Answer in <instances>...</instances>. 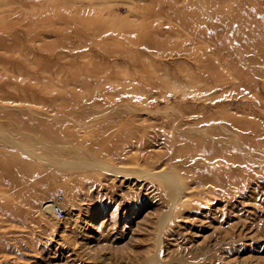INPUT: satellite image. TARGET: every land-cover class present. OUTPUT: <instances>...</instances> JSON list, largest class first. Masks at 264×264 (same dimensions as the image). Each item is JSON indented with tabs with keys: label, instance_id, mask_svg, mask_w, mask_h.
Instances as JSON below:
<instances>
[{
	"label": "rangeland",
	"instance_id": "1",
	"mask_svg": "<svg viewBox=\"0 0 264 264\" xmlns=\"http://www.w3.org/2000/svg\"><path fill=\"white\" fill-rule=\"evenodd\" d=\"M0 264H264V0H0Z\"/></svg>",
	"mask_w": 264,
	"mask_h": 264
},
{
	"label": "bare ground",
	"instance_id": "2",
	"mask_svg": "<svg viewBox=\"0 0 264 264\" xmlns=\"http://www.w3.org/2000/svg\"><path fill=\"white\" fill-rule=\"evenodd\" d=\"M7 144H6V146L7 147H9V148H18L19 146L14 142V140H12V139H9V141L8 142H6ZM20 149L26 154V155H28V156H30V157H35V158H37V159H39V160H43L44 162H45V164H48V163H52L49 159V157L51 156L49 153H47V151H46V153L44 154V155H39V154H36V153H34V151H31V149H28L27 147H20ZM80 161H82V164L81 165H79V164H74V163H71L70 165L69 164H64L65 166H71V167H74V166H76V165H78V166H84V167H86V169H88V167H89V169H92V168H98L99 167V164H97L96 163V161L95 160H91V161H89V162H86V161H84V160H80ZM104 169V168H103ZM107 169H109V168H107ZM122 170V169H121ZM124 170V169H123ZM109 172H114L115 174H119L118 172H117V170H108ZM154 173V172H153ZM123 173H120L119 175H122ZM167 173H155L154 175L156 176V177H159V178H161V179H163L167 184H168V179H167V175H166ZM166 175V176H165ZM153 178V177H152ZM55 203V202H54ZM54 203H51V202H49V203H47L46 204V206H45V208H44V211L45 212H53L52 211V209H53V206H54ZM173 208V207H172ZM167 216V215H166ZM168 220V219H167Z\"/></svg>",
	"mask_w": 264,
	"mask_h": 264
},
{
	"label": "built area",
	"instance_id": "3",
	"mask_svg": "<svg viewBox=\"0 0 264 264\" xmlns=\"http://www.w3.org/2000/svg\"><path fill=\"white\" fill-rule=\"evenodd\" d=\"M62 195L58 196L57 201H55L53 209H52V214L54 215L55 218L58 220H63L65 218V211L62 207Z\"/></svg>",
	"mask_w": 264,
	"mask_h": 264
}]
</instances>
